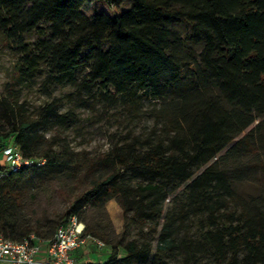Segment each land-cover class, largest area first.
Returning <instances> with one entry per match:
<instances>
[{
    "label": "trees",
    "instance_id": "trees-1",
    "mask_svg": "<svg viewBox=\"0 0 264 264\" xmlns=\"http://www.w3.org/2000/svg\"><path fill=\"white\" fill-rule=\"evenodd\" d=\"M5 48L16 58L17 80L47 70L54 85L84 69L86 84L100 86L111 97L174 105L160 111L168 119V134L143 153L130 148L88 160L90 170L115 171L93 179L54 228L55 234L76 215L85 235L111 246L105 260L87 264H149L156 255L150 242L122 235L112 244L90 231L88 220L81 218L88 204L116 197L125 223L131 210L145 219L158 217L168 187L188 183L195 191L228 189L227 172L212 160L223 152L256 153L258 142L264 147V0H0V55ZM19 107L8 97L0 100V152L18 145L32 161L18 172L0 163V172L7 171L0 177V235L15 241L32 234L41 238L20 215L27 181L35 178L29 171L36 169V177L45 178L62 166L50 150L34 154L41 121ZM121 172L150 178L133 184ZM214 206L209 204L211 216ZM216 219V229L188 245V251L205 247L215 264H264L263 214L242 211L235 225ZM177 246L167 223L158 247ZM241 248L247 252L239 260Z\"/></svg>",
    "mask_w": 264,
    "mask_h": 264
},
{
    "label": "rangeland",
    "instance_id": "rangeland-1",
    "mask_svg": "<svg viewBox=\"0 0 264 264\" xmlns=\"http://www.w3.org/2000/svg\"><path fill=\"white\" fill-rule=\"evenodd\" d=\"M15 63L16 58L5 48L0 55V100L8 97L16 107L20 105L19 112L41 121L34 154L50 150L62 164L60 169H52L54 175L45 178L36 177V169L29 171V178H35L31 184L27 181L24 207L20 211L27 224L40 232L41 239L47 240L54 236L55 227L64 221L63 215L76 197L90 190L93 179L115 171L112 167L90 170L88 160L114 156L130 148L143 153L150 143L168 134V119L160 111L163 107L173 110L174 105L148 98L134 104L129 97H111L100 86L86 84L84 69L54 85L47 80V70L39 71L31 79L17 80ZM64 113L69 114L60 118ZM258 146L256 153L223 152L212 160L227 172L228 189L195 191L188 188V183L177 189L168 187V196L158 217L146 220L142 212L131 210L127 212L125 223L123 208L116 197L105 203L88 204L80 217L88 220L90 231H98L112 244L122 235L140 243L150 242L156 255L149 264H215L207 248L188 251V245L194 246L204 239L207 231L216 229L217 223H212L215 216L218 224L235 225L234 219L236 221L242 211L264 215V147L260 142ZM5 161L0 152V163ZM121 177L133 184H145L150 178L135 172H121ZM210 203L215 205V216L210 215ZM167 223L178 242L175 250L158 247ZM108 245L98 248L107 253L111 250ZM246 252L241 248L238 259H243ZM106 258L107 255L104 260Z\"/></svg>",
    "mask_w": 264,
    "mask_h": 264
},
{
    "label": "built area",
    "instance_id": "built-area-1",
    "mask_svg": "<svg viewBox=\"0 0 264 264\" xmlns=\"http://www.w3.org/2000/svg\"><path fill=\"white\" fill-rule=\"evenodd\" d=\"M8 169L18 172L30 167L32 161L25 158L21 148L13 145L5 149ZM7 174L4 170L0 177ZM85 224L78 216L73 215L70 220L61 225L54 236L47 241L46 264H77L73 252L81 247L89 238L85 235ZM100 247L105 243L94 238ZM45 241L35 234L22 241H15L0 235V264H38V255L42 251L41 243Z\"/></svg>",
    "mask_w": 264,
    "mask_h": 264
},
{
    "label": "crops",
    "instance_id": "crops-1",
    "mask_svg": "<svg viewBox=\"0 0 264 264\" xmlns=\"http://www.w3.org/2000/svg\"><path fill=\"white\" fill-rule=\"evenodd\" d=\"M49 240V239H48ZM45 240L41 243L42 251L38 255V264H46V247L47 241ZM98 245V243L94 240V238H89L81 247L76 249L73 252V256L75 257L77 264H87L90 262L96 263L104 260V257L110 253L103 251ZM103 251V252H102Z\"/></svg>",
    "mask_w": 264,
    "mask_h": 264
}]
</instances>
